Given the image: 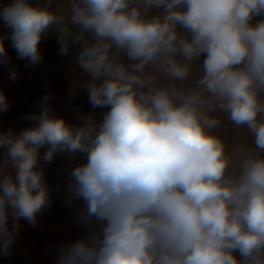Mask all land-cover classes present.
<instances>
[{"label":"clouds","instance_id":"9594fccd","mask_svg":"<svg viewBox=\"0 0 264 264\" xmlns=\"http://www.w3.org/2000/svg\"><path fill=\"white\" fill-rule=\"evenodd\" d=\"M0 15L26 66L54 33L107 109L70 123L46 93L30 126L0 131V255L52 205L41 161L67 153L85 158L64 191L86 234L56 264H264V0H13ZM219 114L253 145L229 146Z\"/></svg>","mask_w":264,"mask_h":264},{"label":"rangeland","instance_id":"374dc122","mask_svg":"<svg viewBox=\"0 0 264 264\" xmlns=\"http://www.w3.org/2000/svg\"><path fill=\"white\" fill-rule=\"evenodd\" d=\"M31 2L42 3V0ZM11 3L13 0H0V10ZM11 31L0 15V36H8L4 43L12 59L11 67L18 73V79L13 82L9 79V67L0 65V90H3L11 102L8 111L0 112V131L14 129L19 133L30 126L32 122L24 117L40 111L39 104L46 93L52 94L53 98L49 103L56 114L70 123H79V117L89 114H94L97 121L102 119L107 109H93L88 103L87 92L77 86L88 77L81 73L74 56L64 57L58 54L59 45L54 33H49L40 43L42 62L37 66H26L27 60L18 59L11 47ZM202 60L203 57L200 63ZM219 115L222 124L216 129V134L229 146L253 145L254 138L245 127L238 128L231 124L226 115ZM2 151L0 149V154ZM44 151L45 149H41V155ZM84 159L82 154H78L72 160L65 153L58 154L51 163L43 164L41 161L46 180L52 189V205L39 214L37 227H31L27 221H20V231L11 255H0V264H56L59 246L86 234L84 226L77 218L82 202L73 201L71 205H66L64 191L69 180V171L83 163Z\"/></svg>","mask_w":264,"mask_h":264}]
</instances>
